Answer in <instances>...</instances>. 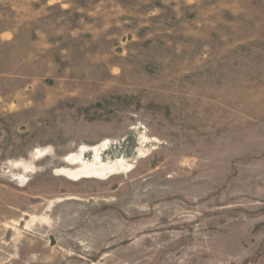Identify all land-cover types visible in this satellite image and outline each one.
<instances>
[{"label": "rangeland", "instance_id": "rangeland-1", "mask_svg": "<svg viewBox=\"0 0 264 264\" xmlns=\"http://www.w3.org/2000/svg\"><path fill=\"white\" fill-rule=\"evenodd\" d=\"M0 264H264V0H0Z\"/></svg>", "mask_w": 264, "mask_h": 264}, {"label": "bare ground", "instance_id": "bare-ground-1", "mask_svg": "<svg viewBox=\"0 0 264 264\" xmlns=\"http://www.w3.org/2000/svg\"><path fill=\"white\" fill-rule=\"evenodd\" d=\"M103 147L104 146H97V145L81 146L80 151L82 153L86 151L93 153L92 154L93 161L89 163L87 160L81 159L76 154H70V155L65 156L64 160L70 165L78 163L79 166L75 169L62 168L60 171L62 172V174H65L66 176L70 178L77 179L79 177H98V176H102L107 173H114L117 170L122 169L123 167H126V164L118 160L104 163L101 160V151L103 150ZM43 154L44 152H42V155L39 154L40 156L38 155L37 156L41 157L43 156ZM33 157L36 158L35 153ZM30 168L28 166H25V170H27L26 172H29ZM20 179L24 180V177H21Z\"/></svg>", "mask_w": 264, "mask_h": 264}]
</instances>
